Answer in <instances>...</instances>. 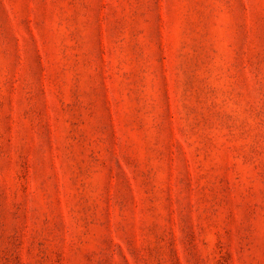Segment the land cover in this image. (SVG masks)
Instances as JSON below:
<instances>
[{"label": "rangeland", "instance_id": "rangeland-1", "mask_svg": "<svg viewBox=\"0 0 264 264\" xmlns=\"http://www.w3.org/2000/svg\"><path fill=\"white\" fill-rule=\"evenodd\" d=\"M0 264H264V0H0Z\"/></svg>", "mask_w": 264, "mask_h": 264}]
</instances>
